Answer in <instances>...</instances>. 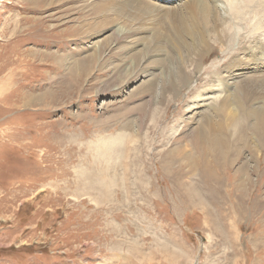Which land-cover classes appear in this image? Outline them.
<instances>
[{
	"label": "rangeland",
	"instance_id": "1",
	"mask_svg": "<svg viewBox=\"0 0 264 264\" xmlns=\"http://www.w3.org/2000/svg\"><path fill=\"white\" fill-rule=\"evenodd\" d=\"M168 1L0 0V264H264V64L225 71L264 43V11L214 1L198 46L189 0ZM225 105L236 161L184 171L169 152L195 162L186 129Z\"/></svg>",
	"mask_w": 264,
	"mask_h": 264
},
{
	"label": "bare ground",
	"instance_id": "2",
	"mask_svg": "<svg viewBox=\"0 0 264 264\" xmlns=\"http://www.w3.org/2000/svg\"><path fill=\"white\" fill-rule=\"evenodd\" d=\"M214 1L224 2V4L226 5V7L228 9V12L230 13V15L232 16L233 19L241 18V17H243L245 15L246 16H249V15L260 14V11H264V0H189V2L187 4H185V6L188 5V7H190L188 9H191V12L188 10L189 11L188 16L191 19V27L192 28L190 27V30L188 31V33H189V36L191 37V39L193 40V43L194 42H196V43L199 42L198 46H202L204 43H206L205 41H203L205 39V37H206V36H204L205 28L203 30V26L210 27V21H211V19L209 18V15H212L215 18L220 17V15L217 13V7L216 6L211 7V5L213 4ZM162 2H166V0H162ZM168 3H169V1H168ZM214 5H215V3H214ZM220 20L222 22V23H220L221 24L220 27H223V25L225 24V19H222L221 18ZM228 27L229 26H227V28ZM195 30H199L200 32L199 33H196ZM257 30L260 31V29H258V27H257ZM144 39H145V37H144ZM263 44H260L258 48L254 46L255 50H257V51L260 50V52H257L256 51L255 53H252V52H250L249 49L242 50L241 51V55H244L245 58L239 59L234 64L232 62L231 65L226 68L227 70L225 69V71L227 73H231L230 68L232 66H240V65H246V66H248L249 64H251V65L253 64L254 66L260 68V64H264V59L261 56H259V54H263L264 53V50L261 47ZM206 47H208V46H206ZM206 47L199 48V49H205ZM195 51L197 52V50H195ZM199 55L196 54V56H198V57H195V58H199ZM200 57L202 58V56H200ZM199 70H200L199 72H201V68H199ZM199 72H198V74H199ZM231 82H234L236 84L235 88L241 84V82L236 81L234 79V77L232 76V78L229 77L225 82L223 81V83H224V88L223 89H225V85L226 84H228V83L230 84ZM240 87H242V86H240ZM208 88H211V87H208ZM218 88H219V86H218ZM215 90L210 89V92L215 91ZM225 96H226L225 101L227 103H228V100H229V101H231L233 103L239 104L236 101L238 99L236 97H238V96H240L242 98L240 100H244L242 93L239 92V91H237V90H234L233 95L226 94ZM225 96H223L222 98H219L220 97L219 96L218 99L217 98L215 99V101L218 102L219 100H224V97ZM195 99H197V100H195ZM208 99L209 98L205 97L203 94L198 93L197 95L194 96V98L192 99V101L195 104L198 102L197 103L198 106H204L201 102H204L205 100H208ZM250 109H251V113L252 114H255L257 116V122L258 123H261V124H264V110H262V105L261 106H258V108H253L252 107ZM233 110H234L233 112L236 111L235 108ZM228 111H230L229 108H228V105H225L222 111H220L218 113H212L213 114V119L216 121L217 124H213V123H210V122L201 121V119H200V120L193 121L191 123V128L190 129H186L188 131V136L190 134L195 135V143H193V147L197 151H199V153H200L199 156H198V158H197V160L195 162H194L193 158L190 155H188V153H187V145L185 143L183 145H181V146L176 145L175 148H172L171 149V151L169 152L170 154L173 151H175V154H176L177 158L179 157V155H182L183 156V158H184L183 160H178L179 161V165L178 166L182 165L184 171L187 168H188V170H186V171H192L193 168L198 167L201 163H203V168H204L203 169V171H204L203 176L205 178H208L209 177L208 174H210L209 173L210 171H208V169H206V166H205L204 163L205 162L208 163V161L210 160V157H212V159H213V157L216 158V161H217V164H218L219 167H222V161H224V160H227L228 161V159H230L232 164L236 161V157L237 156L235 154L231 153V152L229 153V149H232L233 150L235 148L231 144H235V143H234V141H229V139L226 136L223 135V130L226 129L227 127L224 126V125H221V123L222 124L223 123H231V125L233 124V122L230 121V113ZM217 115H219V117ZM223 119H224V121H223ZM184 124H190V122H187L186 121V122H184ZM199 125H201L202 127H199ZM214 133H222V135H223V142L226 143V144L223 145V146L221 144H219L217 142L216 138L213 136ZM135 134L137 135V137H139V134H137L136 132H135ZM136 135H134V139H137V138H135ZM188 138L186 140H188ZM183 139L184 138H182L181 140H183ZM242 140L245 143L247 142V139H245V138H242ZM199 143L201 144V146L199 145ZM219 156H220V159L221 160L220 159L218 160V157ZM163 168L165 169V171H166V169L167 170H170L166 166H164ZM241 177L243 178L244 175L241 174ZM87 183H89V182L87 181Z\"/></svg>",
	"mask_w": 264,
	"mask_h": 264
},
{
	"label": "crops",
	"instance_id": "3",
	"mask_svg": "<svg viewBox=\"0 0 264 264\" xmlns=\"http://www.w3.org/2000/svg\"><path fill=\"white\" fill-rule=\"evenodd\" d=\"M58 95V94H57ZM69 95H72V93L71 92H67L65 95H63V97H59L60 98V101L62 100H66L67 98V96H69ZM40 97H42V96H40ZM20 99V98H19ZM43 99H45V97L43 96ZM42 103L43 104H51V98H49V100L47 99L46 101L45 100H42ZM23 104V101L20 99V108H22V109H24L25 107L22 105ZM58 104V103H57ZM57 104H55V105H57ZM45 109H43V110H41L40 112H42L43 114H40V118L41 119H45V118H47V116H48V109L46 110V111H44ZM23 111H25V110H23ZM39 112V113H40ZM12 117V116H11ZM52 145H54V144H52ZM51 145V146H52ZM56 145V144H55ZM57 146H59V145H57ZM29 150H30V147H29ZM228 243H229V241H228Z\"/></svg>",
	"mask_w": 264,
	"mask_h": 264
}]
</instances>
